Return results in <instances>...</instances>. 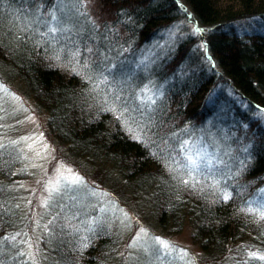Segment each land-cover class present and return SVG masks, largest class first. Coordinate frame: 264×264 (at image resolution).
Listing matches in <instances>:
<instances>
[{
  "label": "trees",
  "instance_id": "1",
  "mask_svg": "<svg viewBox=\"0 0 264 264\" xmlns=\"http://www.w3.org/2000/svg\"><path fill=\"white\" fill-rule=\"evenodd\" d=\"M59 4L0 0V68L48 114L64 158L112 172L127 192L139 190L163 232L190 223L204 258L196 264H264V33L239 28L264 27V0H74L60 10L74 4L83 25L64 19L57 26L72 30L51 33L44 19ZM185 17L196 34L142 63L140 51ZM77 46L79 63L70 54ZM149 79L164 88L155 105L141 103L150 99L143 92ZM186 140L215 144L214 166L193 167L180 147ZM22 178L19 155L0 145V264H127L121 235L100 217L92 224L67 191L31 223L17 189ZM31 227L41 232L30 234ZM32 237L38 262L27 252ZM158 256L160 264H181Z\"/></svg>",
  "mask_w": 264,
  "mask_h": 264
},
{
  "label": "rangeland",
  "instance_id": "2",
  "mask_svg": "<svg viewBox=\"0 0 264 264\" xmlns=\"http://www.w3.org/2000/svg\"><path fill=\"white\" fill-rule=\"evenodd\" d=\"M70 1L74 3V0H61L57 9L54 8L58 10L56 15L59 23L63 24L62 20L67 19L71 21L72 25H83L74 12V4L60 10L62 4L70 3ZM44 21L48 29L50 26L59 24L53 21L51 16ZM239 28L244 32L258 30L254 33H264V27H256L250 22L240 23ZM188 32L196 34V28L186 17L181 22H176L161 31L152 44L150 43L140 51L142 63L153 62L152 59L159 58L160 52H162V56L169 50H173L176 44L188 35ZM200 43L201 45L197 49L200 54L201 52L204 54L203 42ZM204 60L206 59L204 58ZM137 73L139 74V72ZM5 75V71L0 68V145H8L19 155L22 162L24 178H22V183L19 179L17 189L18 193L21 191L25 198V207L32 217L31 223H35L43 211L51 209L53 203L57 204V201L61 200V192L67 191L68 195H76V199L73 201L80 199L86 206V210H88L85 216L90 220L97 216L100 217V221L108 223L114 221L111 225L121 235L120 248L122 250L120 252L125 253L127 264H145L152 258L156 250L159 251L158 254H162L173 262L180 260L181 264H193V262L196 264L197 259L202 257V253L199 246L193 241L194 230L190 223H187L177 233H165L155 221L153 206L149 204L148 199L141 196L142 193L139 190L134 189L135 194H133V192L130 193V191L122 189L120 179L110 171L95 168L87 163L81 164L77 161L73 164L70 163L65 159L66 156L59 151V146L47 130L48 114L37 106L24 84ZM158 84L156 79H149L143 86L144 95L150 99L162 95L164 88ZM190 133L191 137L199 138L194 135L196 132L192 129H190ZM203 133L202 139L208 138L204 131ZM206 133L211 135L210 141H212V134L207 130ZM210 141L204 147L199 146L200 141L197 145L190 141L185 144L184 153L191 155L196 161L195 164L190 163L193 167L210 168L214 166L213 154L217 153L218 149ZM77 175L83 178V183L75 186L66 184V180H71ZM57 186L60 190L53 191ZM121 210L126 211L133 218L131 227L125 228L120 225L117 217L123 218ZM48 221L49 219L44 224L45 226ZM140 227L146 229L147 235L141 233L142 238L136 242L135 247H129L134 237L139 233ZM31 228L30 234L41 232L40 229L35 231L33 227ZM155 237L169 242L174 248H169L165 253L155 244ZM34 239L36 238L32 237L30 241L28 239L31 244L27 245V252L35 260L37 255L39 257L40 255L38 248L33 244L35 243ZM181 249L185 250L186 254L181 253ZM158 254L149 264H160L162 257ZM35 261L38 262V260Z\"/></svg>",
  "mask_w": 264,
  "mask_h": 264
},
{
  "label": "snow or ice",
  "instance_id": "3",
  "mask_svg": "<svg viewBox=\"0 0 264 264\" xmlns=\"http://www.w3.org/2000/svg\"><path fill=\"white\" fill-rule=\"evenodd\" d=\"M84 6L85 5L83 3H80V5H79V7H84ZM77 13H78V15H84L85 14V13L79 12V8H77ZM50 15H51V18H52L53 21H56L57 23H59L55 9H53L50 12ZM71 30L72 29H70L68 27H57L55 25L50 26L49 29H48V31L51 32V33H57L59 31L68 32V31H71ZM45 35H46V33H45ZM88 51L91 52L92 50L91 49H88ZM62 52H63V49H59L57 51L56 56H55V58L57 60L60 59V53H62ZM70 54H71L72 58L74 60H76L77 63H79V60L77 58L80 56V48L77 46L74 51H71L70 52ZM82 67L85 68V69L89 68V64H88L87 60L85 61V63L83 64ZM85 78L91 80V76H86ZM104 79L105 78L103 77V73L102 72L97 75V81H98V83H103L104 82ZM95 90L96 89L93 88V91H95ZM117 99H118V97H117ZM105 103H107V100H105ZM141 103L142 104H146V105H155L156 104V100L154 98H151V99H148V100H144L143 98H141ZM105 110L111 111V110H113V106H109ZM138 126L141 127V129H143L144 127H146V125H140L139 123H138ZM184 131H187V129H185ZM188 143H189L188 141H182L180 147L183 148V146L185 144H188ZM186 159L191 164H195L196 163V161L192 158L191 155H187L186 156ZM62 179H64V178L62 177ZM180 182L181 183H184V184L187 183V181L183 180V178H181V181ZM81 183H83V178L82 177H79L78 175L75 176L71 180H66V184H71L73 186L79 185ZM58 185H59V182H58ZM59 190H60L59 186H57L55 189H53V191H56V192H58ZM222 197H223L224 200H228L230 198L227 193H222ZM114 206L118 207L117 205H114ZM102 211H103V209H102ZM121 211H122L123 218L121 219V218L117 217V219L119 220L120 225L122 227H125V228L131 227V222H132V219L133 218L126 211H123V210H121ZM259 214H260L261 219L264 220V204L261 205V208L259 210ZM91 223L92 224H95V223H97V221L95 219H93L91 221ZM111 223H114V221L110 222L109 223V226H111ZM88 230L89 231H93L94 229H92L90 227ZM141 233H143L146 236L147 235L146 229H144L143 227H140L139 233H137V235L134 237V239H133L132 243L129 245V247H135L136 242L142 238L141 235H140ZM154 240H155V244L158 246V248L161 249V250H164L165 253L167 252V250L169 248H174L173 245H171L167 241H164L160 237H155ZM84 247H87V245H84ZM181 253L186 254L185 253V250H183V249H181ZM260 259H264V256L260 257ZM193 264H194V262H193Z\"/></svg>",
  "mask_w": 264,
  "mask_h": 264
}]
</instances>
